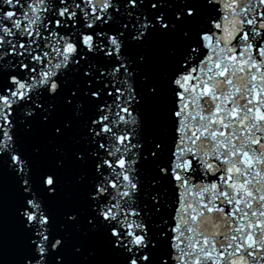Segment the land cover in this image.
Here are the masks:
<instances>
[{"label": "snow or ice", "instance_id": "6c2138e0", "mask_svg": "<svg viewBox=\"0 0 264 264\" xmlns=\"http://www.w3.org/2000/svg\"><path fill=\"white\" fill-rule=\"evenodd\" d=\"M0 264H264V0H0Z\"/></svg>", "mask_w": 264, "mask_h": 264}]
</instances>
